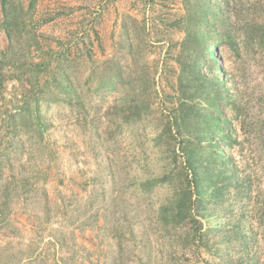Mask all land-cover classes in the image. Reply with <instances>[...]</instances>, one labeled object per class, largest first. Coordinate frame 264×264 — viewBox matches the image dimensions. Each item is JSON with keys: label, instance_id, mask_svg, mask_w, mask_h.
Wrapping results in <instances>:
<instances>
[{"label": "rangeland", "instance_id": "374dc122", "mask_svg": "<svg viewBox=\"0 0 264 264\" xmlns=\"http://www.w3.org/2000/svg\"><path fill=\"white\" fill-rule=\"evenodd\" d=\"M6 2L13 16L15 9L21 12L16 13L18 31L12 40L0 28V153L6 158L8 154L12 164L0 163V264H208V255L196 253L184 243L183 231L168 233L158 223L157 212L170 192L158 188L146 195L135 190L139 181L158 176L165 168L153 148L161 130V113L156 109L160 102L130 127L119 120L120 110L115 108L120 106L119 92L105 95L100 108L86 106L83 112L89 121L99 115L93 131L97 145L85 133L90 125L83 123V112L65 104L49 109L50 126L42 139L35 133H20L13 139L5 135L8 129L2 123L24 106L23 91L29 90V83L34 81L27 67L45 64L49 53L48 73L39 79H57L52 75L57 72L56 64L69 65L72 86L85 95L84 80L90 70L114 56L124 38V25L132 35L135 54L124 56L123 62L132 58L137 61L138 57L137 66L146 64L154 73L168 49V64L176 67L182 37L169 23L182 13L181 0ZM3 20L0 0V24ZM139 24L145 26V33ZM140 40L145 47L139 55ZM235 40L239 56L223 40L217 48L216 65L249 97L254 83L260 82L256 77L259 58L244 46L241 36ZM62 52L66 55L61 58ZM120 53L124 55L123 49ZM17 62L25 66L26 75L15 74ZM155 77L160 78L156 87L160 91L165 83L158 73ZM93 101L97 103L98 99ZM233 123L240 135L238 123ZM263 146L256 144L251 155L260 158L256 192H264ZM95 147L103 150L100 156L95 155ZM232 154L238 163L237 155ZM26 189L30 192H24ZM253 196L248 206L256 211L254 218L258 220L262 196ZM252 227L257 236L263 232ZM259 240L264 254V239Z\"/></svg>", "mask_w": 264, "mask_h": 264}, {"label": "trees", "instance_id": "16d2710c", "mask_svg": "<svg viewBox=\"0 0 264 264\" xmlns=\"http://www.w3.org/2000/svg\"><path fill=\"white\" fill-rule=\"evenodd\" d=\"M6 1L1 0L4 20L0 28L12 40L18 31L16 13L21 9H15L13 16ZM181 4L182 13L169 23L182 37L176 67L168 64V49L160 66L155 65L154 73L149 72L146 64L137 66L138 57L137 61L132 58L131 62H123L124 56L135 54L132 35L124 25L119 50L90 70L83 82L85 95H82L68 78L67 70L72 69L69 65L56 64L57 72L52 75H57V79H39L48 73L49 53L45 64L27 67L34 81L29 83V90L23 91L22 109L2 122L9 132L5 135L15 139L20 133L27 136L35 133L42 139L50 126L49 109H58L62 104L77 108L79 113L86 106L100 108L102 98L114 92L121 95L120 106L115 107L120 110L119 120L129 127L140 122L144 112L160 102L156 109L161 113V130L153 148L163 159L165 168L158 176L135 184L136 192L150 195L158 188L170 192L157 212L158 223L168 233L183 231L184 243L196 253L208 255L211 258L208 264H264V254L259 248V239H264V192H256L255 186L260 181L256 172L260 158L255 159L254 154L251 158L256 144H264V0H181ZM131 23L136 21L132 19ZM140 31L145 33L144 25H140ZM238 35L244 46L259 58L256 77L260 82L254 83L249 97L216 65L217 48L223 40L239 56L235 40ZM143 43V40L138 42L139 55L145 47ZM75 47L78 52L79 48ZM122 49L124 55L120 53ZM66 52L59 54L60 57ZM16 65L15 74L21 77L27 74L25 66L18 62ZM157 73L165 83L160 91L156 88L160 79L155 77ZM96 98L98 102L94 103ZM98 116L95 114L89 121L86 111L82 115L83 123L90 125L85 133L91 140L95 139V145L97 136L93 131ZM233 122L238 123L240 135ZM95 148V155L100 156L103 150ZM1 153L0 163L12 166L10 156L7 154L6 158ZM262 167L264 171V162ZM254 193L262 196L258 220L254 218L256 211L248 206ZM252 225L263 232L257 236Z\"/></svg>", "mask_w": 264, "mask_h": 264}]
</instances>
